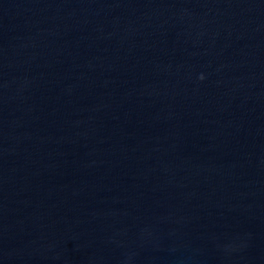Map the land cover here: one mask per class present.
Here are the masks:
<instances>
[{"label":"water","instance_id":"95a60500","mask_svg":"<svg viewBox=\"0 0 264 264\" xmlns=\"http://www.w3.org/2000/svg\"><path fill=\"white\" fill-rule=\"evenodd\" d=\"M0 264H264V0H0Z\"/></svg>","mask_w":264,"mask_h":264}]
</instances>
